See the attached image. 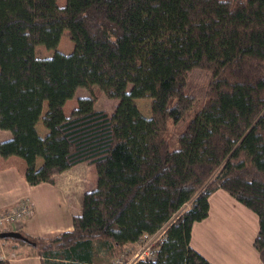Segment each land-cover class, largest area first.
Here are the masks:
<instances>
[{
	"label": "trees",
	"instance_id": "1",
	"mask_svg": "<svg viewBox=\"0 0 264 264\" xmlns=\"http://www.w3.org/2000/svg\"><path fill=\"white\" fill-rule=\"evenodd\" d=\"M59 2L0 0V129L12 134L0 155L24 159L32 186L87 163L97 187L73 231L2 240L42 264H95L170 225L156 256L135 264H212L191 246L192 231L224 190L258 215L254 247L264 264V0ZM65 32L69 54L59 50ZM39 47L53 55L39 56ZM197 69L209 81L187 120ZM94 87L119 101L114 111L87 96L67 116L77 90ZM140 99H152L150 117ZM170 125L181 127L174 150Z\"/></svg>",
	"mask_w": 264,
	"mask_h": 264
},
{
	"label": "crops",
	"instance_id": "2",
	"mask_svg": "<svg viewBox=\"0 0 264 264\" xmlns=\"http://www.w3.org/2000/svg\"><path fill=\"white\" fill-rule=\"evenodd\" d=\"M72 102L65 106L67 116L77 107ZM47 108L46 103L44 115ZM38 131L43 137L48 133L42 123ZM11 136V132L0 129V143ZM42 160L37 159L38 168L43 165ZM26 169L24 159L0 155V210L12 208L28 197L34 215L24 222L20 231L36 238H54L73 231L74 217H80L84 212L85 196L97 187L94 167L82 163L58 175L54 185L42 183L36 186L27 182ZM209 203L208 218L194 224L191 246L212 264H260V254L254 247L258 234L255 213L224 190L212 194ZM16 246L12 241L0 239V257L4 251L9 255L5 259L11 264H42L34 251ZM20 252L25 254L19 255ZM11 254H17V257L10 258Z\"/></svg>",
	"mask_w": 264,
	"mask_h": 264
},
{
	"label": "rangeland",
	"instance_id": "3",
	"mask_svg": "<svg viewBox=\"0 0 264 264\" xmlns=\"http://www.w3.org/2000/svg\"><path fill=\"white\" fill-rule=\"evenodd\" d=\"M65 2H66V0H60L59 5L63 6V3H65ZM136 16L138 18L146 17L147 16V10L146 9L138 10L136 12ZM74 47H75L74 42L68 37L67 32H65L64 36L61 39V42L59 45V50L63 53L69 54L74 50ZM37 52H38L39 56H43V57H51L53 55V51H50V50L46 49L45 47H39ZM188 79H189V83L191 85V90H189V92L193 93V95H195V100L198 102H197L196 106L194 107V109L188 112V114L186 116L187 120L193 118V116H194L193 114L195 112H197L198 110H200L202 107V102L205 99L206 90H207V86H208L209 75L207 74V72H203V71H200L197 69L196 71L191 72ZM87 96H95L97 98L96 108L99 110H106L108 112H113L114 108L118 105V102H119L118 100H113V99L107 98L105 96V94L99 89V87H94L92 90H89L87 88L78 89L76 92L75 99L72 100L73 101L72 103L77 104L78 98L87 97ZM151 102H152V99L137 100V103L140 107L141 112L147 117L151 116ZM68 107H71V106H68ZM182 124L184 125V121H182ZM179 131H181V127H179V129H178V128H175L174 126L170 125L169 135L174 139V141L170 140V138L166 134L169 141L171 142V149H173V150L179 146L178 137H177L179 134ZM132 144H134V143L132 142ZM189 207H190V205L187 208H189ZM255 215H256L257 221H258V232H259V217L256 213H255ZM168 230H169V228H168ZM167 234H168V231H167V233L164 234V237L166 236V238H167ZM166 238L163 241H165ZM160 243H158L156 239L152 240L151 242H148V241L141 242V240H140L138 243L128 245V246L124 247L123 249L115 251L111 255L110 254L102 255L100 253L97 257L95 264H120L117 262L118 259L122 262V264L130 263L136 255L143 252V249H145V247H147L149 245L150 246L154 245V249H157V247ZM23 254H25V252H20L19 255H23ZM5 255H6V258H9L8 254H5ZM15 257H17V256H13V254L10 255V258H15Z\"/></svg>",
	"mask_w": 264,
	"mask_h": 264
},
{
	"label": "built area",
	"instance_id": "4",
	"mask_svg": "<svg viewBox=\"0 0 264 264\" xmlns=\"http://www.w3.org/2000/svg\"><path fill=\"white\" fill-rule=\"evenodd\" d=\"M34 215V208L31 203L30 198L26 197L20 200L14 207L9 209L0 210V235L5 232L10 231H20L24 222L27 219H30ZM170 225L166 226L162 230L158 231L154 235L145 234L141 238V242L156 239L158 243L162 242L166 236L164 234L167 233ZM161 236V237H160ZM164 237V238H163ZM156 249L153 246H147L143 249V252L136 255L130 263L127 264H135L136 262L147 261L153 259L156 256ZM1 258H6V255L2 251ZM13 256H17V254H13ZM118 263L122 264V262L118 259Z\"/></svg>",
	"mask_w": 264,
	"mask_h": 264
},
{
	"label": "water",
	"instance_id": "5",
	"mask_svg": "<svg viewBox=\"0 0 264 264\" xmlns=\"http://www.w3.org/2000/svg\"><path fill=\"white\" fill-rule=\"evenodd\" d=\"M1 239L11 238V239H24L23 236L18 231L5 232L0 235Z\"/></svg>",
	"mask_w": 264,
	"mask_h": 264
},
{
	"label": "bare ground",
	"instance_id": "6",
	"mask_svg": "<svg viewBox=\"0 0 264 264\" xmlns=\"http://www.w3.org/2000/svg\"><path fill=\"white\" fill-rule=\"evenodd\" d=\"M168 238V237H167Z\"/></svg>",
	"mask_w": 264,
	"mask_h": 264
}]
</instances>
